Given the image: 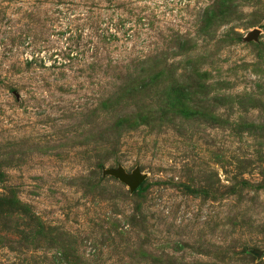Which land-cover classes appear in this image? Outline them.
Instances as JSON below:
<instances>
[{
	"label": "rangeland",
	"instance_id": "1",
	"mask_svg": "<svg viewBox=\"0 0 264 264\" xmlns=\"http://www.w3.org/2000/svg\"><path fill=\"white\" fill-rule=\"evenodd\" d=\"M0 264H264V0H0Z\"/></svg>",
	"mask_w": 264,
	"mask_h": 264
},
{
	"label": "water",
	"instance_id": "2",
	"mask_svg": "<svg viewBox=\"0 0 264 264\" xmlns=\"http://www.w3.org/2000/svg\"><path fill=\"white\" fill-rule=\"evenodd\" d=\"M258 33L259 30L256 28L251 30L248 34V39H254ZM106 171L114 177L118 178L120 181L127 184L131 191L136 190L145 179V175L141 174L138 170H135L131 173L125 172L122 168L107 169ZM258 254H261V251H258Z\"/></svg>",
	"mask_w": 264,
	"mask_h": 264
},
{
	"label": "trees",
	"instance_id": "3",
	"mask_svg": "<svg viewBox=\"0 0 264 264\" xmlns=\"http://www.w3.org/2000/svg\"><path fill=\"white\" fill-rule=\"evenodd\" d=\"M142 184V183H141ZM141 184L138 186V188L136 190H140L142 187H141Z\"/></svg>",
	"mask_w": 264,
	"mask_h": 264
}]
</instances>
